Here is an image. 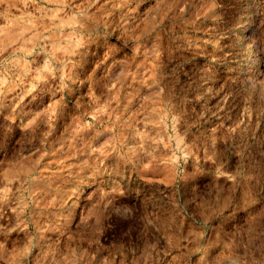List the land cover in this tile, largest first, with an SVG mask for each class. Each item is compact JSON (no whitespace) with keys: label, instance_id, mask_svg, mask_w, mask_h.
<instances>
[{"label":"clouds","instance_id":"9594fccd","mask_svg":"<svg viewBox=\"0 0 264 264\" xmlns=\"http://www.w3.org/2000/svg\"><path fill=\"white\" fill-rule=\"evenodd\" d=\"M0 264H264V0H0Z\"/></svg>","mask_w":264,"mask_h":264}]
</instances>
